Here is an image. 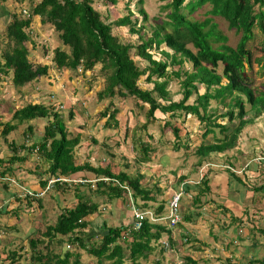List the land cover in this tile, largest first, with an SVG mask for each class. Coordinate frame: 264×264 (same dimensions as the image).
<instances>
[{"label":"trees","instance_id":"16d2710c","mask_svg":"<svg viewBox=\"0 0 264 264\" xmlns=\"http://www.w3.org/2000/svg\"><path fill=\"white\" fill-rule=\"evenodd\" d=\"M27 1L26 8L6 12L9 20L1 35L6 38V45L0 50L1 79L6 76L11 85L20 90L46 76L50 67L57 71L68 70L80 77L99 66L97 76L102 78L103 87L98 90L96 97L100 102H109V106L100 113L105 118L104 128L118 127L116 115L119 108L111 110L114 99L133 100L141 106L147 104L144 121L139 126L140 133L144 132L146 140L139 135L138 139L131 141L132 151H136L134 165L140 168L153 163L168 145H172L175 152L182 148L186 157L191 155L185 157V160H191L192 165L185 175L178 178L177 184L182 185L185 193L196 191L197 194L192 197V205L197 206L203 196L210 194V185L207 174L194 184L188 183L192 173L197 172L204 163L210 168L212 165L216 166L217 163L212 158L226 152L228 154L233 151V159L236 160L235 151L242 141L244 129L264 115V84L260 88H253L245 72V66L252 67V53L247 48V43L256 37L257 29L264 30V0H162L166 4L159 11H164L165 16L161 17L159 14L151 19L143 8L146 0H101L102 7L113 11L120 1L125 2L126 13L115 20H110L106 12L97 9L95 0ZM17 2L22 4L24 0ZM131 5L134 9L130 8ZM199 11H204L203 19L193 20V15ZM34 18H38L40 24L49 26L57 35L59 43L53 50H48L46 42L41 43L43 57L48 58L47 55L51 53L50 65L36 64L29 60L28 44L34 49L37 46V39L32 34ZM123 28H127L130 36H135V39L122 38L120 29ZM233 42L235 43L232 44ZM162 46L169 51L162 50ZM174 67L177 70H171ZM90 80H95V77ZM173 80L177 81L180 88L181 98L177 101L172 99L168 90ZM211 102H215L213 108L210 107ZM189 115L194 116L198 122L200 144L193 148L191 143L181 137L182 132H187L185 118ZM69 117H73L71 112ZM224 119H227L226 123H218V120ZM37 121L43 122L42 136L39 140H32L30 146L20 147L37 149L49 164L45 175L56 179L65 178L67 181L71 177L80 176L82 181L76 187L77 204L71 209H65L58 216L55 225L47 226L41 239L38 231L27 237L29 264H84L85 254L93 257L94 263L90 264L146 262L155 249L154 244L158 243L163 233H167L160 223L144 220L141 229L133 231L128 224L108 226L104 222L101 233L93 236L86 232L90 224L86 219L94 214L100 216L105 211L100 201L91 197L92 192L107 204L112 200L128 198L130 204V199L135 201L140 198L145 203L144 208H147L148 202H154V193L141 183L144 174L139 170L115 174L109 166L93 167L87 162L75 164V149L81 139L79 135L70 137L65 117L54 101L26 103L14 110L7 121H2L0 116V142L2 138V144L10 146L12 153L8 159L10 164L0 158V164H3L0 182L3 178H12L11 164L25 161L24 156L18 157L16 151L19 146L14 139H8L9 135L20 126L27 125L23 135L30 139ZM154 125L161 132L159 138L148 131V127ZM166 129H169L172 141L164 138ZM208 136L212 137L211 142L205 141ZM236 152L240 156L244 155ZM262 155L264 156V150ZM230 157L226 155L223 158L228 165L223 167L224 170L240 185H247L249 178L244 169L241 175L245 184L231 170L233 165ZM249 159L257 160L253 162L256 166L254 170L259 173L258 179L264 178V162L260 163L254 154L246 156L245 162ZM125 165H128L127 169L130 166L128 162ZM221 167L222 165L214 169ZM87 173H91L92 178L87 177ZM59 182L60 180L54 182L52 186L63 190L66 185ZM3 183L6 189L13 186ZM47 185H51L49 177L40 181L39 190L45 189ZM80 186H85V189L80 191ZM263 189L262 182L248 184V191L254 194ZM154 190L160 191L155 185ZM23 196L28 197V208L30 201L38 204L42 201L41 194L35 190L25 189ZM221 211L223 215L229 214L232 221L238 220L226 208ZM152 212L155 216H162L164 203L161 202L156 208L152 206ZM18 213L19 207L11 211V215L16 217ZM245 215L255 218L258 216L261 224L258 230L264 233L261 230L264 228V205L253 206L251 210L245 211ZM197 216V212L184 210L181 223L194 222ZM12 232L16 235L21 233L18 226L9 227L0 223V233L10 235ZM191 242L193 244L192 240ZM64 244L68 246L65 252L53 249L54 246L61 247ZM38 246H42L41 250L37 249ZM71 247L76 250H69ZM22 250V247L8 250L6 255L10 263L17 261L20 256L18 251ZM160 253H163V249ZM255 261L257 264H264V259ZM162 262L159 259L154 264ZM184 264L195 262L187 258Z\"/></svg>","mask_w":264,"mask_h":264},{"label":"rangeland","instance_id":"374dc122","mask_svg":"<svg viewBox=\"0 0 264 264\" xmlns=\"http://www.w3.org/2000/svg\"><path fill=\"white\" fill-rule=\"evenodd\" d=\"M95 1V4L98 5L97 9L99 8L106 12V14L110 17V20L122 17L126 13L124 7L125 2L120 1L118 3V7L114 8L113 11L106 10V8L102 7L101 0ZM27 3V0H24V3L22 4L17 2V0H0V7L2 8L5 6L7 7L8 12H11L17 11L18 8H26L28 6ZM165 4L166 2L162 0H146L143 8L150 19L159 14V16L164 17L166 13L161 10L159 11V8ZM99 5L102 8H100ZM130 8L134 9V6L131 5ZM203 15L204 11H199L195 13L192 18H194L193 20H201L204 17ZM36 19H33L35 23L34 26H32V34L33 37L35 36L37 39L36 41L34 40L35 43H37V46H35L34 49L31 44H28L30 49L29 60L36 64L50 65L51 53L47 55L48 58H44L42 55V44L46 42L48 50H53L59 43L57 35L49 26L42 25L40 22H37L36 24ZM6 24L7 20L4 22L0 21V50H2L6 45V38L4 39L1 37ZM224 29L225 28L222 27L223 31H225ZM255 35L256 37L247 43V48L252 53V67L248 68L245 66V72L248 74L253 88H256L258 84L261 85L264 83V30L260 31L257 29L255 31ZM120 36L127 40L129 37L135 39V36H130L127 28L120 29ZM235 37L233 36V38ZM161 49L169 51L164 46H162ZM171 70L175 71L177 70V67H174ZM98 71L99 66H97L94 71L89 73L87 72L85 76L77 77L74 73H71L68 70L57 71L50 67L46 76L36 80L30 86L27 85L21 88L20 90L15 89L11 85L10 79L6 76H4L3 79L0 77V116L2 117V121L9 120L11 113L26 103H48V100L51 102L54 101L65 117V125L71 133L70 137H74L76 135L80 136L81 142L75 149V164L81 165L84 162H87L94 166H109L111 171L115 174L120 171L134 173L136 170H139L144 174V179L141 182L142 185L150 189L158 200L162 196V198L169 201L172 194L182 187V185L178 186L177 180L180 176L185 175L191 168L192 161L185 160L191 155L186 157V152H184L182 148L180 151L175 152L172 150V145H168L166 150L159 155L153 163H148L140 168L134 165V156L136 151H130L132 148L131 141L138 139L139 135L143 140H146L144 132L140 133L139 126L144 121V115L148 109V105L145 104L141 106L136 104V101L133 100H121L119 98L114 99L111 110L113 108H119V112L116 115V119L119 122L118 127H112L111 129L104 128L103 124L105 122V118L101 117L100 113H102L109 106V102H100L97 100L96 94L98 90L103 87L102 78L97 76ZM91 77H95V80L89 81ZM141 84L143 85V83ZM168 90L170 91L174 101L181 98L180 88L177 81H171ZM200 93L202 94L203 91H200ZM214 106L215 102H211L210 107L213 108ZM70 112L73 115L72 119L69 117ZM134 114L137 115L135 116ZM156 115L158 114L156 113ZM218 122L226 123L227 119L218 120ZM185 125L187 132L181 133L182 139L191 143V148L197 147L200 144V140L198 138V122L194 116L189 115L185 118ZM33 127V135L30 139L23 135V132L27 129V125L20 126L17 131L12 135H9L8 138L10 140L14 139V142L18 144L17 146L19 147L16 151L17 155L19 158L24 156L25 161H17L11 164V168H13L11 177L17 182L16 185H13L10 189H3V187L1 189L0 187V191L4 194L3 196H8L7 198L9 200L3 203V205H7V207L4 206V210L7 211V214L2 215L6 217H3V220L0 222L5 223L9 227L18 226L21 233L16 235L12 232L10 235L5 234L0 238V242L7 245L5 251L4 247L0 246V264H29L27 237L32 232L38 231V237L41 239L46 227L49 225H55L58 216L65 209L73 208L78 202V198L76 197V194H78L76 192V187L82 181V179H79L80 176L71 177L68 179V182H63L65 180L61 178L63 181L60 180L59 183L63 182L66 185L63 190L55 187L54 185V187L52 185H47L45 189L39 190L40 181L49 177V182H51L56 180V177L45 175V172L48 171L49 164L44 160L37 149H23L20 147L21 145L28 147L30 146L32 140H39L42 136L41 130L43 128V122L37 121ZM246 130L247 133L245 134L244 129V134L241 137L242 141L238 144V148L240 150L236 149V151L242 152L244 155L237 158L239 163L230 162L233 165L234 170L237 171L245 165L246 156H251V154L257 155L258 160L261 162L264 157L262 155V151L264 150V116L249 124ZM148 131L152 133L155 138L161 135L160 130L155 125L151 127L149 126ZM164 138L170 141L173 140L169 129L164 131ZM249 140H251V142H248ZM205 141L211 142L212 137L208 136ZM2 142L3 139L1 138V147H3V152H1L0 156H3L5 163H8V159L12 153L10 152V146H5ZM103 144L109 146L106 147ZM223 158L224 157L219 155L218 157H213L212 159L217 162V165L226 166L227 162L224 161L223 163L222 161H218L223 160ZM247 161H252V159ZM126 162L130 165L128 169V165H125ZM8 164L7 166H10ZM2 165L3 164H0V171L2 170ZM253 166V163L248 164L249 168H252ZM254 167L256 168V166ZM207 168L210 167H208L207 163H204L197 172L192 173L190 178L187 180L188 183L194 184V182L199 181L204 174L208 173ZM92 176L93 175L91 173H87V177L92 178ZM260 182L264 183V179L258 181V183ZM91 184H94V181H91ZM154 185L160 189L159 192L154 190ZM91 188L94 190L93 187ZM24 189L35 190L37 193L40 192V197L42 198L41 203L38 204L36 201H30V207L28 208L26 200L28 197L25 198L23 196ZM84 189L85 186H80V191H83ZM225 189L228 191V187ZM255 195H264V189L260 193L254 194V196ZM193 196H195L193 193L182 196L180 213L183 214L184 210L191 209V212H197L200 214V217H196V221L193 225L190 224L186 227L187 229L184 230V238L176 240L177 244L184 245L180 246V248L176 247L177 250L175 251L171 250L168 252L161 248L158 243H155L154 251L150 253L146 262L142 261V264H154V262L159 259L164 261L162 264H170L171 262H173V264H182L184 260L183 257L188 255L197 259L198 264H257L255 260L264 259V233L258 230L254 232V236L250 234L251 236L249 240L241 237V239H239L241 244L238 243V240L231 242L230 235H233L231 234V231H233L232 229L229 227L221 228L224 224L218 225L216 222L213 225L209 221L215 218L212 216V203L205 202L203 204H199L201 207L197 208V206L192 205ZM91 197L99 200L102 204V208H105V211H102L100 216L99 214H94L88 217L94 228L97 229L101 227L104 222L108 226H122V224H128L126 212H132V209L130 208L131 201L129 204V198L126 200H112L110 204H107L104 199H101V197L97 198L95 192L91 193ZM205 198L206 197H204V199ZM133 204L141 213L151 212L152 216V206L154 208L158 206L151 203V205L148 204L147 208H144L145 204L144 206L140 205V207H138L135 202ZM16 207H19L17 217L11 215V211ZM167 207L168 206L166 205V211ZM7 208H9V210H7ZM160 223L163 224V222ZM189 229L192 231L197 230L199 232L197 236L203 240L201 242L202 246H200L202 251L200 250L198 253L195 251L198 250L196 243L191 244L193 245V247H191L186 242L187 235H189ZM261 230H264V228ZM96 232L101 233L99 230L95 231V233ZM35 237H37V235ZM10 241H12V243H9ZM243 242H245V245H242ZM64 243L66 242L64 241ZM17 247H22L23 250L18 251L20 252V256L17 261L15 263H10L11 261L7 258L6 253L10 249L17 250ZM41 248L42 246H38L37 249L41 250ZM186 248L188 249L187 251ZM53 249L57 251L60 249L65 252L68 249V246L66 244L61 247L54 246ZM161 249H163L162 254L160 253ZM69 250L76 249L71 247ZM160 256L162 257L160 258ZM202 260H205L207 263H203ZM83 261L84 264L94 263L93 257L87 256L86 254L83 256ZM126 264L129 263L126 262Z\"/></svg>","mask_w":264,"mask_h":264},{"label":"crops","instance_id":"0c3cea01","mask_svg":"<svg viewBox=\"0 0 264 264\" xmlns=\"http://www.w3.org/2000/svg\"><path fill=\"white\" fill-rule=\"evenodd\" d=\"M7 11H8L7 7H5V6H3L2 8L0 7V21L4 22L7 20V22H8L9 19L6 15ZM37 22H39V19H36V24H37ZM246 131L247 130L245 129V134L247 133ZM156 138H159V136H157ZM0 149H1V152H3V147H0ZM237 149H239V148L237 147ZM130 151H132V148L130 149ZM235 153L237 155L236 157L238 158L240 156V154L239 153L237 154L236 151H235ZM226 154H227V152L220 154V156L225 158ZM227 155L231 156L230 157L231 163H236V162L239 163L237 161V159L236 160L232 159L235 156L233 151L229 152ZM0 158H3V156H0ZM218 161H222L224 163V159L218 160ZM253 162L255 163V162H257V160L252 159V161L245 162V165L242 166L239 171L234 170V168L231 169L233 172H235L237 174L238 177H240L242 180H244V181H242L244 184H245V179L241 175L242 174L241 171L243 169H244L245 175L249 178L248 184L250 183L251 185H254L256 181L258 183V181H261V179H264L262 177H260L258 179L257 175L259 173L257 174L256 170H254L255 169L254 166L252 168L248 167V164L253 163ZM259 162L263 163L264 161H262V162L259 161ZM215 163H217V162H215ZM90 165H92V164H90ZM261 165H263V164H261ZM92 166H94V165H92ZM219 166H220L219 164L218 165L216 164V166L212 165L213 168L212 167L210 169L207 168V170H208L207 178L209 179L210 194H207L206 196H203L201 198L200 202L197 203V208L201 207V205H199V204H203L205 202H211L212 203L211 210L213 211L212 216H214L215 218L209 220L210 223H212L214 225V223L217 222L218 225L224 224V226H222L221 228H228L229 227L230 229H232L233 231H231V234H233V235H230L231 242H233L234 240H238V243L241 244V242L239 240V239H241V237L249 240L250 236L251 235L254 236V234H255L254 232L258 231V229L261 227L260 220H259L258 216L256 218L246 216L245 211L251 210L253 208V206L255 207V205H257V204L263 206L264 205V195H261V196L255 195L254 196V193L252 191H248V184L242 186V185H239L238 182H236L233 178H230V175H228V173L223 168L225 165H222V167L219 168L218 170L214 169L215 167H219ZM102 167H106V166H102ZM226 167H227V165L225 166V168ZM262 170L264 172V169H262ZM252 182H254V183H252ZM0 183H1L0 184L1 189H2V187H3V189H5L4 183L3 182H0ZM256 186H258V185H256ZM227 187H228V191L225 189ZM10 188L11 187L8 186L7 189H10ZM224 191H226V192H224ZM190 193H193L195 195L197 194L195 190L193 192H190ZM3 195H4L3 192H1V194H0V221L3 220L2 219L3 217H6V216H2V215H5L7 213V211L4 210V206L7 207V205H5V204L3 205V203H5V201H9L7 198L8 196L5 195V197H4ZM208 196H209V198H208ZM204 197H206V198L204 199ZM169 201L165 200L161 196L159 198V200H158V198H156V200L154 202H151V203H153L154 205H159V204L161 205V202H163L164 203V211H165L166 210L165 206L168 205ZM134 202L138 207H140V205L145 204L140 198L135 199ZM151 203H148V204L151 205ZM222 208H226L230 212V214L233 215L238 220L232 221L229 214H225V215L221 214ZM7 210H9V208H7ZM189 211L191 212V209ZM194 213H196V212H194ZM252 218H254L253 221L251 220ZM126 219H127L128 225H129L131 223V219H132L130 211L126 212ZM86 220L90 223L88 228L86 229V232H89L93 236L97 235L98 232L95 233V231H98V230L100 231L101 227L96 229L91 224V220H89L88 218ZM195 221H196V219L194 220V222H189V223L183 222L180 225H177L178 227L175 226L174 228H170V229L165 227L167 233H163V235L161 237L163 240H167L169 242V248H167L165 250L168 252H170L171 250L175 251V250H177V248H180V246H183L184 244H177L176 240H178L179 238H184V236H185L184 230L187 229L186 227L189 226L190 224L193 225L195 223ZM2 224H5V223H2ZM122 225L125 226L127 224H122ZM116 226H118V225H116ZM188 231H189V235H187V240H188V241L186 240L187 244L192 246L191 245L192 244L191 240H192L193 243H196L198 246V250H195V251H197V253L200 252V250H201L200 246H202L201 242L203 240H202V238H199L197 236L199 232L197 230L192 231L191 229H189ZM252 239H253V237H252ZM7 243H8V241H7ZM242 245H245V242H243ZM0 246L4 247V251L7 248V245L2 244L1 242H0ZM187 250L188 249L186 248V251ZM187 258L189 260H191L192 262H195V264H198L197 259H194L193 256H190V255L183 257L184 260H183L182 264H184L186 262ZM205 260H202V262L207 263ZM163 263H164V261H163ZM171 263H173V262H171Z\"/></svg>","mask_w":264,"mask_h":264},{"label":"built area","instance_id":"2783aa9c","mask_svg":"<svg viewBox=\"0 0 264 264\" xmlns=\"http://www.w3.org/2000/svg\"><path fill=\"white\" fill-rule=\"evenodd\" d=\"M26 13V11H23ZM186 195L183 188L181 187L178 191H175L169 201L167 213L165 216H152L151 213H141L138 211L131 202V209L134 216L133 230H139L142 227L143 221L147 218L151 220L152 223L163 222L166 228H174L180 222V204L182 196ZM164 247L168 248V241L164 240L161 243Z\"/></svg>","mask_w":264,"mask_h":264},{"label":"clouds","instance_id":"9594fccd","mask_svg":"<svg viewBox=\"0 0 264 264\" xmlns=\"http://www.w3.org/2000/svg\"><path fill=\"white\" fill-rule=\"evenodd\" d=\"M264 84V83H263ZM260 84H258V86L256 87V88H260ZM264 116V115H263ZM262 117V116H261ZM261 117H259V118H257V119H255L254 121H257L258 119H260ZM253 121V122H254ZM219 123V122H218ZM224 124V123H223ZM263 159V158H262ZM92 166V165H91ZM93 167H95V166H93ZM102 167V166H101ZM59 180H62V179H56V180H53V181H51V182H49L51 185L54 183V182H56V181H59ZM63 180H65V181H63ZM63 182H68L65 178H63ZM1 182H5V183H9V184H11V185H16V181L13 179V178H3L2 179V181ZM198 182V181H197ZM25 190V189H24ZM40 193V192H39ZM186 195H190V193L188 192V193H186ZM171 199V198H170ZM130 201L132 202V204L134 203V200L133 199H130ZM181 202H182V200H181ZM134 205V204H133ZM168 205H169V203H168ZM167 205V206H168ZM134 207H136L135 205H134ZM130 208H131V205H130ZM180 208H181V204H180ZM167 209H168V207H167ZM144 213H151V212H144ZM166 213H167V211L165 210L164 211V213H163V215L162 216H165L166 215ZM131 216H132V219H131V223L129 224V228H131L132 229V227H133V222H134V216H133V212H131ZM153 216H155V215H153ZM145 220H149V218H148V216H147V218L145 219ZM150 221V220H149ZM144 222V221H143ZM151 222V221H150ZM179 223H181V213H180V222ZM178 223V224H179ZM161 224V223H160ZM177 224V225H178ZM161 226H163V227H165L163 224H161ZM141 229V228H140ZM139 229V230H140ZM133 230V229H132ZM133 231H138V230H133ZM3 235H5L4 233H0V238L1 237H3ZM162 241H164L162 238L158 241V244L160 245V247L161 248H163L164 250L165 249H167V247H164L161 243H162ZM168 248H169V242H168Z\"/></svg>","mask_w":264,"mask_h":264}]
</instances>
